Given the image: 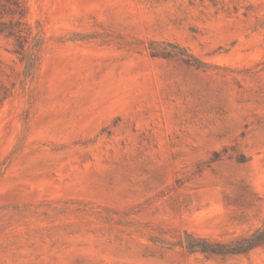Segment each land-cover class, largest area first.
I'll return each mask as SVG.
<instances>
[{"label":"rangeland","instance_id":"rangeland-1","mask_svg":"<svg viewBox=\"0 0 264 264\" xmlns=\"http://www.w3.org/2000/svg\"><path fill=\"white\" fill-rule=\"evenodd\" d=\"M20 4L0 264H264V0Z\"/></svg>","mask_w":264,"mask_h":264},{"label":"trees","instance_id":"trees-1","mask_svg":"<svg viewBox=\"0 0 264 264\" xmlns=\"http://www.w3.org/2000/svg\"><path fill=\"white\" fill-rule=\"evenodd\" d=\"M13 6H15L16 10L19 11V13L21 12V4H20V0H4V2H0V11L2 8H12ZM14 10V12L16 11ZM0 31H7L9 32V34H14L15 31L11 30V28H9L10 26H6L5 22H1L0 21ZM10 29V30H9ZM228 249H233L236 250V248H228ZM203 250L204 251H208V250H214V251H222V248H220V246H216V247H211V246H203Z\"/></svg>","mask_w":264,"mask_h":264}]
</instances>
